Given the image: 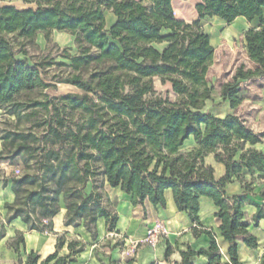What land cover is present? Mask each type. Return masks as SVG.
<instances>
[{"label": "trees", "instance_id": "16d2710c", "mask_svg": "<svg viewBox=\"0 0 264 264\" xmlns=\"http://www.w3.org/2000/svg\"><path fill=\"white\" fill-rule=\"evenodd\" d=\"M21 1L29 7L0 6V162L13 165L19 160L25 167L21 176L0 175L3 188L11 185L16 196L14 203L5 205L6 224L21 219L30 231L52 232L63 196L66 227L83 223L95 240L97 221L105 218L113 232L118 216L104 207L95 186L100 173L108 187L131 196L134 206L149 202L165 208V193L172 191L178 211L195 225V235L206 234L211 240L209 250L189 247L182 252V264H193L197 256L207 257L209 264H242L239 239L249 249L259 247L244 208H256L257 226L264 221V205L248 198L251 185L234 197L226 194L225 186L244 169L264 174V154L244 151L245 144H259L262 138L237 116L218 119L206 111L214 92L208 74L215 48L201 24L214 17L229 25L238 18L260 21V30L245 34L255 67L242 65L234 84L222 91L223 99L237 110L244 102L239 83L264 77V0H200L193 23L175 18L173 0ZM108 14L115 18L110 26ZM54 30L75 37L79 54L64 55L75 74L60 83L82 94L34 99L31 94L52 87L43 76L46 65L18 60L6 35L32 42L39 33L48 36ZM155 78L171 85L175 102L156 97ZM68 113H79L82 124L71 125ZM209 155L225 165L223 179L216 180L214 168L206 163ZM201 197L218 208L229 262L222 261L213 232L201 226ZM261 197L264 200V189ZM5 235L4 225L0 240ZM9 246L20 253L23 234ZM65 246L66 236H60L54 253L42 258L31 252L25 264H75L86 249L83 242L72 240L67 245L70 253L60 256ZM172 252L168 245L166 260Z\"/></svg>", "mask_w": 264, "mask_h": 264}, {"label": "crops", "instance_id": "0c3cea01", "mask_svg": "<svg viewBox=\"0 0 264 264\" xmlns=\"http://www.w3.org/2000/svg\"><path fill=\"white\" fill-rule=\"evenodd\" d=\"M179 2L183 1L173 0L172 5L174 6L175 3ZM109 16L112 17V23H114V16L108 14L107 17ZM197 19L198 18L193 17L190 18V20L181 19L180 21L192 23ZM207 20H216L219 25H228V29L229 24L217 17L207 18L201 24L204 31L210 36L216 54L213 33L206 29ZM235 23H238V27L235 31L241 33V31L244 30V37L250 29H261V24L258 19L248 22L245 18H238L233 24ZM225 34V37H231L229 30ZM254 67L255 64L253 63V68ZM253 81L255 80L245 82L252 83ZM242 96L244 102L237 110H233L230 103L223 99L222 92L219 94V101H214L212 98V100L207 102L205 109L218 119H225L232 115L243 120L240 113L247 99L244 95ZM1 118L0 111V120ZM245 125L247 126L246 123ZM247 147H249L248 149L250 150H255L264 154L263 140L256 145H251L249 143L245 144L244 151H247ZM1 150L2 145L0 141V151ZM242 153L243 151L240 150L234 157L235 162H239ZM206 163L214 168L216 180H221L226 176L225 165L217 162L214 155H209L206 158ZM5 165L9 164L7 162H0V170L5 169ZM260 176H264V174L256 170H254V173H251L247 169H244L242 173L234 175L231 181L226 184L225 192L229 197L239 196L246 191V185H251L252 192L249 194L248 198L255 204L264 205V200L261 197V192L264 189V177L260 178ZM1 178L3 179V176ZM165 197V208L162 206H154L149 202H146L144 205L134 206L131 196L122 192L120 189L108 187L106 196H103V205L118 216V223L116 229L110 232L106 219H98L96 224L97 236L94 240L92 234L86 230L83 223L78 227L65 226L67 209L63 196L59 204L60 213L53 219L52 232L43 233L30 231L28 226L21 219L14 220L10 225L6 224L5 219L7 218L8 211L5 205L14 203L16 196L12 191L11 185L7 188H3L0 182V234L2 226L5 225L6 230L5 237L0 240V255L1 259L4 261L1 264H20L19 260L22 261V264H25L27 256L31 252H35L42 258H46L56 251L58 238L64 235L66 236V246L60 251V256H65L70 253L67 245L72 240L83 242L86 245L85 251L79 256L78 262L75 264H182L181 253L186 252L189 247L195 252L209 250L211 244L210 238L206 234H200L199 236L195 235V225L191 222L186 213L178 211L172 191L167 190ZM217 212L218 208L210 198H200L199 218L201 226L204 229L212 231L216 236L217 244L222 255V261L226 263L229 262V244L221 235L220 222L216 218ZM244 213L245 222L250 225L249 232L258 238L259 247L255 250L249 249L243 244L242 239H239L240 261L242 264H257V262H259V257L264 253V221H260L259 224L255 226L254 215L256 214V208L254 206L246 205ZM157 223H161L164 226L165 233L160 236L158 244L155 247H151L145 243V240L150 228ZM18 233L23 234L25 239V246L20 247V253H16L15 250L9 246V243L15 240ZM168 245L172 247L173 252L169 259L166 260L165 256ZM134 247L136 251L132 253ZM191 262L193 264H209L208 258L205 256L194 257Z\"/></svg>", "mask_w": 264, "mask_h": 264}, {"label": "rangeland", "instance_id": "374dc122", "mask_svg": "<svg viewBox=\"0 0 264 264\" xmlns=\"http://www.w3.org/2000/svg\"><path fill=\"white\" fill-rule=\"evenodd\" d=\"M199 1L200 0H188L175 3L173 6L175 18L177 20H190V18L193 17L198 18L196 5ZM5 5L16 6L19 9H26L29 7L28 4L21 0H1L0 6ZM112 20V17L109 16L108 26L111 25ZM206 23V29L213 33V42L216 46L215 60L208 74V82L210 86L214 88V101H219V94L223 91L224 86L234 84L235 81L233 79L238 69L242 65H244L246 69H252L253 63L248 56L247 43L243 34L244 30L241 31V33L235 31L238 27V23L229 25V29L228 25H219L216 20H207ZM227 29L231 37H225V33L228 31ZM6 37L13 44L18 60H27L30 66H35L40 62L46 65L43 76L46 82L52 87L31 94L30 96L32 98L46 100V98H59L67 94H82L78 89L60 83L62 80L68 79L75 74L70 68L69 61L64 58L65 54H69L70 56L79 54L74 36L67 32L54 30L51 31L48 36H46L45 33H39L32 42L18 40L15 35H6ZM159 48H162V46ZM60 63L64 65H58ZM254 80L255 81L252 83L244 81L239 83L242 95L247 99L241 108L240 114L247 126L253 130V132L260 135L264 142V77ZM153 85L156 97L169 99L172 102L177 100V95L173 93L169 83L163 84L159 78H155ZM68 117L73 120L71 125L82 124V116L79 113H68ZM23 126L27 128V125ZM2 127L4 129L5 125ZM248 148L249 147H247L246 150H250ZM30 164H33V162ZM24 172L25 167L19 160L13 165H5V169L0 170L1 176L5 178L21 176ZM95 180V186L98 192L106 196L108 186L100 173H98ZM90 191L91 186L88 189V192ZM61 198L62 196L60 197V202ZM13 242L14 241L9 244ZM263 255L259 257V262H257V264L262 263ZM3 262L0 255V264ZM19 263L22 264V261L19 260Z\"/></svg>", "mask_w": 264, "mask_h": 264}, {"label": "built area", "instance_id": "2783aa9c", "mask_svg": "<svg viewBox=\"0 0 264 264\" xmlns=\"http://www.w3.org/2000/svg\"><path fill=\"white\" fill-rule=\"evenodd\" d=\"M165 233V228L161 223L155 224L150 230L148 231L147 238L145 243L151 247H155L160 239V236ZM136 248L132 250V253H135Z\"/></svg>", "mask_w": 264, "mask_h": 264}, {"label": "bare ground", "instance_id": "6f19581e", "mask_svg": "<svg viewBox=\"0 0 264 264\" xmlns=\"http://www.w3.org/2000/svg\"><path fill=\"white\" fill-rule=\"evenodd\" d=\"M177 12V11H176ZM178 13V12H177Z\"/></svg>", "mask_w": 264, "mask_h": 264}]
</instances>
